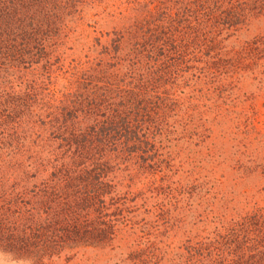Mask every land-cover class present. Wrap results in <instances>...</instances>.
Returning <instances> with one entry per match:
<instances>
[{
  "label": "trees",
  "instance_id": "1",
  "mask_svg": "<svg viewBox=\"0 0 264 264\" xmlns=\"http://www.w3.org/2000/svg\"><path fill=\"white\" fill-rule=\"evenodd\" d=\"M93 1L0 0V251L30 264L135 236L134 199L117 173L130 188L155 170L153 142L179 74L218 49L223 31L264 17V0H122L136 19L108 46L97 42L96 57L65 64L67 18ZM39 66L40 80L15 92L10 80ZM210 223L175 251L144 237L126 260L264 264V207Z\"/></svg>",
  "mask_w": 264,
  "mask_h": 264
},
{
  "label": "rangeland",
  "instance_id": "2",
  "mask_svg": "<svg viewBox=\"0 0 264 264\" xmlns=\"http://www.w3.org/2000/svg\"><path fill=\"white\" fill-rule=\"evenodd\" d=\"M137 16L122 0L80 7L67 18L71 32L60 49L65 64L96 57L97 42L108 46L112 32ZM217 40L218 49L201 55L170 89L174 105L153 142L155 170L138 175L130 188L117 173L121 191L128 189L134 199L135 236L123 232L113 250L87 249L50 264H132L128 253L146 239L175 251L203 229L210 233L216 214L264 207V17H250L246 26L223 31ZM41 72L39 66L16 75L10 80L15 92L38 82ZM57 81L60 88L64 81ZM0 264L30 263L0 251Z\"/></svg>",
  "mask_w": 264,
  "mask_h": 264
}]
</instances>
